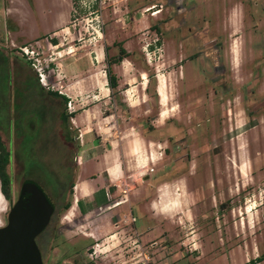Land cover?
<instances>
[{"label":"rangeland","instance_id":"374dc122","mask_svg":"<svg viewBox=\"0 0 264 264\" xmlns=\"http://www.w3.org/2000/svg\"><path fill=\"white\" fill-rule=\"evenodd\" d=\"M73 2L69 24L76 27L74 36L51 44L19 40L26 44L9 47L11 56L30 62L34 71L32 61L45 68L48 85L36 71L31 78L23 72L14 76L9 61L0 57V133L8 140L13 134L18 143L13 202L0 188V227L7 224L21 184L32 179L49 191L57 205L49 226L37 237L45 264L146 260L137 256L135 227L123 221L129 207L138 217L143 242L158 241L145 264H252L264 253V5L251 19L240 0H103L102 15L95 8H84L83 1ZM180 6L185 10L177 11ZM26 10L20 0L2 2L0 30L15 21L28 22ZM114 42H122L129 52L138 51L139 59L131 62L138 75L140 69L148 73L146 89L132 73L133 79L122 77L121 94H116L118 102L141 96L139 110L127 113L136 135H143L158 157L142 166L138 141L134 151L122 154L125 174L105 184L107 202L98 206L83 200L82 208L80 169L83 166L84 174L89 170L97 177L90 163L99 160L107 147L84 153L82 134L67 131L63 123L60 100L35 82L57 91L58 58L76 53L78 46L98 43L110 45L114 54L119 50ZM25 46L38 53L36 59L24 55L20 48ZM217 55L228 74L213 79ZM150 72L157 94L159 81L167 82L169 104L161 105L159 95L148 93ZM127 80L139 89L133 91ZM11 84L15 88L10 89ZM119 109L124 113L122 106ZM29 115L35 118L29 121ZM70 135L72 142L67 140ZM95 142L106 144L100 137ZM123 179L131 183L130 201L118 205L122 194L115 184ZM68 200L71 207L62 211ZM90 227H97L99 239L77 254V244L92 242L83 237Z\"/></svg>","mask_w":264,"mask_h":264},{"label":"crops","instance_id":"0c3cea01","mask_svg":"<svg viewBox=\"0 0 264 264\" xmlns=\"http://www.w3.org/2000/svg\"><path fill=\"white\" fill-rule=\"evenodd\" d=\"M4 1L6 0H0V6ZM20 1L25 4L27 9L25 16H27V19L30 18V20L23 23L15 21L13 24H9L7 29L3 27L0 30V57H6L7 62L9 61V68H13L14 76L16 72L19 74L23 72L31 78L34 71L28 67L26 61L21 57L16 54L10 55V45L15 47L26 44L24 42H17L19 40H30L37 43L48 41L51 44V41L55 43L59 39L62 40V37L66 38L68 35L74 36L76 27L75 25H70L69 21L73 13V4L75 3L73 2L74 0ZM5 14H8L7 8L5 9ZM9 38L12 44H9ZM77 49L74 54L71 53L75 50L58 58V69L55 72L56 82L54 83L60 87L57 90L58 92L73 100L75 108L74 119L67 131H70L72 128L77 130L78 133L80 132L79 135L82 134L80 142L81 150L84 153L95 154V152L102 150L104 145L107 147L104 149L103 155L99 156V160L90 163L93 166L95 165L97 177L91 176L92 174H89V170L87 174H84L83 166L80 169L79 185L77 184V186L81 187L83 193L79 197L84 202L89 201L90 204H93L94 200L96 202L100 197L98 193L102 191L107 193L108 188L105 185L107 182L112 181L114 183L116 179L125 174L122 154H126L129 150L134 151L137 148L138 141L142 148L141 151H138L139 153L141 152V156L138 159L142 166L151 163L158 156L152 143V146L149 148L143 135L142 137L141 135L140 137L136 135L138 132L130 119L129 113H127L130 109L139 110L143 103L141 102V96L139 99L127 96V102L121 99L123 103L121 105V102H118L117 98L112 94L107 74L108 63L105 44L98 43L94 46H88L87 44L85 46H78ZM131 61L133 59L125 58L122 64L118 63L114 65V70L118 79L120 78L121 85L124 83L122 77L130 80L135 76L139 82L142 80L141 83L144 89H146L148 73L144 69H140V75H138L136 67H134ZM128 80L127 83L131 84L130 88L133 91L139 89L137 83H130ZM28 83H32V81L30 80ZM35 84L39 89L43 86L42 84L40 86L38 82H35ZM163 84H165V88ZM163 88L165 89V96L160 93V90L163 91ZM157 89L161 105L163 101L169 104L170 95L167 82L163 83L159 81ZM118 94H121V92H118ZM147 98L148 96L146 95ZM143 101L145 102L146 100ZM121 106L124 113L119 109ZM163 108L159 113L160 117ZM62 110L61 107L60 114ZM144 136L146 135L144 134ZM97 137H100L102 141L104 140L106 144H97L95 142V138ZM101 179L105 182H101ZM99 182L100 186H98ZM101 197L107 201L103 195ZM98 204L103 205L101 200ZM83 233L84 238L93 241L99 239L97 227H90L89 232Z\"/></svg>","mask_w":264,"mask_h":264},{"label":"water","instance_id":"95a60500","mask_svg":"<svg viewBox=\"0 0 264 264\" xmlns=\"http://www.w3.org/2000/svg\"><path fill=\"white\" fill-rule=\"evenodd\" d=\"M56 211V201L36 180L26 179L0 227V264H45L37 237Z\"/></svg>","mask_w":264,"mask_h":264},{"label":"trees","instance_id":"16d2710c","mask_svg":"<svg viewBox=\"0 0 264 264\" xmlns=\"http://www.w3.org/2000/svg\"><path fill=\"white\" fill-rule=\"evenodd\" d=\"M155 27H156V29H160L157 26H155ZM116 43L117 42H114L113 45H115ZM120 43H122V42H119V44L118 43L116 44L117 46H119V50L116 53H114V54H111L110 53V50H111V46L110 45H106V47H105L106 53H107V63H108L107 74H108V79H109V85H110V88L112 90V94L116 98H119L118 95L116 94V93H118L119 79H118L117 75L115 74V72L113 71V66L115 64H117V63H120L125 58L133 59L134 60V58L135 59L136 58L139 59V57H140V53L138 51L137 52L136 51L129 52L123 46V43L122 44H120ZM158 43L161 44V41L159 40ZM26 63L28 65V67L31 68V66L29 64L30 62H26ZM146 69H149V68L146 67ZM35 73L37 74V72H35ZM149 74H150V83H149V86L147 88V91L153 97H155V96L158 97L157 96L158 94H157L156 89L155 88L152 89L153 81L155 80L154 79V76H153V74L151 72ZM26 77H27V75H26ZM13 81L14 80H12V82ZM151 82H152V85H151ZM9 87H10V89H11V87L12 88H15L13 86V84H11ZM41 88L49 96H52V97H54L56 99H59L60 102L62 103V105L64 107L63 108L64 110L61 112V117H62L63 123L65 124V126H67V129H68L71 126V122L70 121H71V118L74 115V112L70 113L68 111V108H67V102H68L69 98L66 95L61 94L60 92H58L56 90H51V89L46 90V88L43 87V86H41ZM122 104L123 103L121 102V105ZM67 140H68V142H72L73 141L72 136L70 135V137L67 138ZM11 162H12V152H11V149H10L9 140L6 139L0 133V184H1V187L0 188H1V192L3 193L4 197L6 199H8L10 202H13V191H14V188H13V178H12ZM74 185L75 184L72 183V188L74 187ZM72 193H73V189H72ZM98 194H99V196H102L103 195L105 198H106V195H107V193L105 191H102V192H100ZM98 200L99 201L101 200V203H103V204L107 202V201L103 200V197H99ZM98 200L96 202L94 200L93 204L94 205H99L97 203ZM79 201L80 202L82 201V208H83L84 207L83 206V200H79ZM71 205H72V201L71 200H68L64 204L62 211L69 209L71 207ZM83 210H85V208ZM152 241H154V240H152ZM152 241H149L147 243L149 244ZM93 242L94 241L92 240V242L89 243V244H87V243H84L83 244V242H81V244L80 243L77 244L78 246L75 249L77 251V254L83 253L86 249H88L89 247H91V245L93 244ZM262 261H264V253H262L261 255H259L257 258L251 260V263L252 264H257V263L262 262Z\"/></svg>","mask_w":264,"mask_h":264},{"label":"built area","instance_id":"2783aa9c","mask_svg":"<svg viewBox=\"0 0 264 264\" xmlns=\"http://www.w3.org/2000/svg\"><path fill=\"white\" fill-rule=\"evenodd\" d=\"M83 1V3H81L83 5V7H87L88 9H94V11L96 13H99L102 15V8H103V0H80V2ZM24 55H27L29 57V59L33 60V59H36L35 57V54H38L37 52H34V50H30L28 49L27 46L25 47H21L20 48ZM31 53V55H30ZM35 53V54H34ZM32 65L34 67V69L36 70L37 74H38V78L39 80L44 84V85H48V82H47V74H46V69L43 68L42 66H37V63H34L32 61ZM55 88V87H53ZM67 108H68V111L70 113L74 112L75 108H74V104H73V100L72 99H69L68 102H67ZM116 187L118 189L121 190V194H122V197L120 200L116 201L118 205H121V204H124V203H127L130 201V198H129V192L131 190V183L127 182L126 179H123L121 181H119L118 183L115 184ZM107 196L109 195V192H107ZM129 210L130 212L127 213L126 215H124V218H123V221L124 223L128 224V225H131V226H134L135 227V223L137 221V217L135 216V214L133 213V211L131 210V207H129ZM134 232H136V247L139 249V252L137 253V256H142L143 259L144 257L146 258V260H143V261H138L137 263L138 264H145L146 261H150L151 260V249H154L157 245V242L156 241H152L151 243H149L148 245L145 244L140 236V232L138 231V229L135 227L134 228ZM136 263V262H135Z\"/></svg>","mask_w":264,"mask_h":264},{"label":"flooded vegetation","instance_id":"af4514ba","mask_svg":"<svg viewBox=\"0 0 264 264\" xmlns=\"http://www.w3.org/2000/svg\"><path fill=\"white\" fill-rule=\"evenodd\" d=\"M240 2L242 3V6L245 5V8H247V12H248V15H250V18L253 19L256 12L255 10L257 8L260 7V9L262 8L261 6L264 5V0H240ZM179 5V4H178ZM247 5V6H246ZM178 10L177 11H183L185 10V8L181 7L180 8H177ZM250 10V11H249ZM253 10V11H252ZM253 14V15H252ZM227 74H228V70L226 69V66L224 63L221 62V59H220V55H217L216 56V61H215V64L213 66V79H218L219 77H227ZM33 112L36 113V117L39 118L41 114H39L37 112L36 109H33ZM28 114V112H27ZM30 114H33V113H30ZM46 115H47V111H46ZM45 115V117H46ZM35 117L34 116H31L29 115L27 117V120L29 119H34ZM19 130H22L19 129ZM17 133H18V129H17ZM17 142L15 141V137L14 135L12 134L11 138L9 139V145H10V149H11V152H12V162H11V169H12V176H13V172H14V165H15V155H16V146H17ZM13 179H14V176H13ZM26 180V179H25ZM56 210H57V205H56ZM56 212V211H55ZM134 213V212H133ZM136 216V215H135ZM53 217V216H52ZM137 217V216H136ZM51 222V221H50ZM50 224V223H49ZM138 224V217H137V221L135 223V227L137 228L138 226H136ZM49 226V225H48ZM47 226V227H48ZM138 229V228H137ZM138 231H140L138 229ZM141 232V231H140ZM142 233V232H141ZM42 234V233H41ZM40 234V235H41ZM39 235V236H40ZM157 242V245H158V241ZM156 245V246H157ZM41 250V249H40ZM42 252V251H41ZM43 255V254H42ZM44 259V258H43ZM45 263V262H44Z\"/></svg>","mask_w":264,"mask_h":264},{"label":"bare ground","instance_id":"6f19581e","mask_svg":"<svg viewBox=\"0 0 264 264\" xmlns=\"http://www.w3.org/2000/svg\"><path fill=\"white\" fill-rule=\"evenodd\" d=\"M156 13H158V11H157ZM156 13H155V14H156ZM160 93H161V95H163V96H164V93H163L162 91H160Z\"/></svg>","mask_w":264,"mask_h":264}]
</instances>
